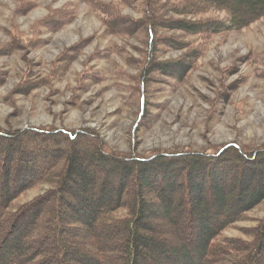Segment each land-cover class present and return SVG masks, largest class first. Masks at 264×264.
Returning <instances> with one entry per match:
<instances>
[{
    "label": "trees",
    "instance_id": "16d2710c",
    "mask_svg": "<svg viewBox=\"0 0 264 264\" xmlns=\"http://www.w3.org/2000/svg\"><path fill=\"white\" fill-rule=\"evenodd\" d=\"M138 1L143 3L141 19L122 13L123 5ZM86 2L112 33L136 28L146 35L148 57L137 76L143 112L142 92L150 72L179 79L197 64L212 36L264 17V0ZM17 4L16 13L24 14L36 3ZM166 12L187 18L165 20ZM72 14L69 7L52 9L37 23L53 31ZM160 27L185 37H158ZM156 39L169 49L185 50L184 56L154 60ZM38 40H31V46ZM16 43L7 44L18 49ZM74 56L60 58V72ZM63 133L74 135L63 129H0V264L22 263L24 258V264H264V217L245 228V239L222 235L264 200V147L252 150L230 142L206 151L137 154L108 147L91 130L73 145L64 143ZM44 184L50 187L39 196L15 203L24 192ZM172 197L183 212L181 220L163 231L168 235L159 234L143 219L168 213ZM120 209L122 215L117 214Z\"/></svg>",
    "mask_w": 264,
    "mask_h": 264
},
{
    "label": "rangeland",
    "instance_id": "374dc122",
    "mask_svg": "<svg viewBox=\"0 0 264 264\" xmlns=\"http://www.w3.org/2000/svg\"><path fill=\"white\" fill-rule=\"evenodd\" d=\"M31 1L36 3L31 9L17 14V0H0V129L72 131V137L63 133L64 143L72 145L81 133L91 130L108 147L137 154L206 151L230 142L252 150L264 147V17L243 29L212 36L197 64L179 79L150 72L142 92L143 112L137 76L148 57L144 32L129 28L128 34L112 33L86 0ZM142 4L123 5L122 13L141 19ZM63 7L71 8L74 15L66 25L48 31L37 23L49 10ZM163 18L187 17L166 12ZM156 34L185 37L167 27L156 29ZM33 39H39L34 47ZM10 40H18V49L7 44ZM184 53L158 39L151 58L164 62ZM65 54L74 57L60 72L58 63ZM49 187L31 188L15 203L32 200ZM173 200L168 213L143 221L155 225L158 233L175 228L183 212ZM245 217L222 235L245 239V228L264 217V200ZM5 256L7 262L10 257ZM22 260L17 264H24L26 258Z\"/></svg>",
    "mask_w": 264,
    "mask_h": 264
}]
</instances>
